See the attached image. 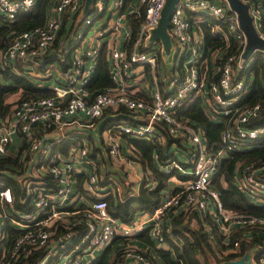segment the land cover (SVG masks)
<instances>
[{
    "label": "built area",
    "instance_id": "2783aa9c",
    "mask_svg": "<svg viewBox=\"0 0 264 264\" xmlns=\"http://www.w3.org/2000/svg\"><path fill=\"white\" fill-rule=\"evenodd\" d=\"M243 1L248 3L253 22L264 37L261 0ZM36 2L0 0V12L7 21H13L21 12L31 11ZM165 2L94 0L84 14L85 0H51L45 24L19 32L0 53L3 65L22 62L40 79H55L51 87L53 95L17 99L9 113L0 115V155L9 151L16 154L21 165L18 176L24 177V188L32 197L31 209L15 208L11 187L0 177V260L6 259L4 264H15L22 253L41 247L49 249L37 264L48 261L50 264H87L98 250L112 241L120 237L133 238L145 231L157 247H164L168 236H173L166 219L177 214L192 217L196 212L204 213L220 226L227 243L234 229L264 225L263 217L225 207L212 179L226 149L210 151L202 126L178 113L184 102L201 93L210 112L229 117L221 133L229 148L264 136V125H250L261 106H234L246 88L244 76L235 73L243 67L242 53L246 45L238 14L228 0H178L168 27L172 44L167 55L160 40L151 41ZM201 12L227 26L240 44L238 51L227 53L224 50L220 56L214 52L216 48L208 47L193 32L196 20L192 21L190 16ZM96 17L101 19L100 28L89 42L83 43L86 29L95 23ZM67 47L76 51V57L63 70L54 65V60L56 57L64 60L63 49ZM101 47L108 53L113 85L90 91L87 84ZM208 55L216 57L213 76ZM260 55L264 57V52L255 50L248 59L254 60ZM160 62L163 67L174 66L176 72L174 77L165 80V93L159 82ZM39 66L45 69L37 71ZM145 80L151 83V88ZM110 107L131 112L130 117L103 131L111 168L121 172L119 179L113 176L115 189L103 183L106 176L103 163L92 155L93 134L98 132L100 121ZM162 127L180 142L170 147L175 156L161 161L155 153V159L162 164L164 172L175 174L173 171L177 170L187 178L177 191L166 192L152 212L141 211L124 221L112 214L108 198L116 194L121 196L120 200L139 196L144 173L138 152L125 151L119 135L151 138L162 144L166 138ZM176 150L183 153L184 161ZM185 163L191 166L186 167ZM262 170L264 164L250 165L249 170L235 173L232 180L250 196L264 200L259 197L260 192H264V182L256 177V172ZM121 187L127 191L126 196ZM206 222L209 228L210 223ZM80 225L84 227L81 234ZM12 229L18 234L9 244ZM253 231H243L226 252H239L241 239L251 238ZM254 233L261 234V231ZM134 249V252L128 250L117 264H125L129 258L140 264H154L145 254L147 250ZM255 250H250V259L255 264H264V254L259 262L254 260Z\"/></svg>",
    "mask_w": 264,
    "mask_h": 264
},
{
    "label": "trees",
    "instance_id": "16d2710c",
    "mask_svg": "<svg viewBox=\"0 0 264 264\" xmlns=\"http://www.w3.org/2000/svg\"><path fill=\"white\" fill-rule=\"evenodd\" d=\"M50 2L51 0H37L31 11L21 12L13 21H7L5 19V21L0 23V53L9 46L19 32L45 24L48 18ZM261 2L264 7V0H261ZM0 16L3 18L1 13ZM190 17L192 19L193 15ZM202 25L204 26L202 27L208 47L217 48L225 44V40H220L224 35L222 36L219 31L213 30L216 23L213 21H204ZM222 26L224 32H226L227 26L225 24H222ZM262 32H264V25ZM228 37L229 44L226 47V52L238 51V48H240L238 40L230 34ZM95 69L93 75L95 87L100 88L112 83L107 73L105 59H102L101 63ZM31 71L22 62L17 65H3L0 61L1 78L2 80H8L6 83L0 80V115H5L11 111V107L15 102L13 103L7 100L12 94L19 93V99L51 96L54 94L53 88L40 84L37 73ZM248 71L253 72V80L250 82L247 91L236 101L234 106L245 107L260 105L261 111L257 117L251 118L250 125H264V57L260 55L254 59ZM94 86L92 85V89H95ZM187 102L189 103L183 107L180 106L181 114L191 117L193 121L204 128L208 149L210 151H216L221 148L226 149V153L220 161L219 169L212 179V183L219 191L221 201L226 208L232 209L233 211L253 214L264 218V200H258L255 196H250L243 191L236 181L232 180V176L235 173L249 170L250 165L257 167L264 164V136H260L255 141L248 142L247 144H241L240 142L238 143L241 144L240 147L229 148L230 146L222 140L221 136L229 117L223 118L221 115L213 114L205 109L201 105L200 97H195L193 100L189 98ZM178 113L181 115L180 112ZM163 129L166 137L165 145L156 144L151 138L140 137L133 138L132 140V143L136 146H134V149L141 157L139 161L142 164L144 173V183L141 192L139 196H130L124 201L116 200L115 197L108 198L112 214L121 216L123 220L128 221L137 209L152 211L159 204L160 188L166 185L170 175L157 169L156 160L154 158V162L153 156L157 153L161 161L166 160L168 157H173L174 154L169 149V146L175 141L180 142L178 138H174L169 134L165 128ZM185 166L189 167L186 164ZM20 167L18 158L12 151H9L3 156L0 155V177H3L8 186L11 187L14 196L13 206L18 209L29 210L32 207V197L26 193L23 185L24 177L18 176L21 174L19 171ZM4 169L10 170L12 173L4 171ZM256 177L264 182V170L256 172ZM153 179H156L155 186L151 185ZM50 181L53 183V178H50ZM0 187H2L1 184ZM259 197L264 198V192L261 191ZM194 217L196 220L191 225ZM206 220L210 223L209 228L206 227ZM166 222L171 225V234L173 235L168 236V244L164 247H155L157 248L155 249L156 258L153 256L152 251L147 250L145 252L154 264H161L158 259H161L163 264H223L226 260L237 259L238 256H243L246 252L253 251L254 249H256L254 252V260L258 261L264 254V225L234 229L230 241L227 243L226 234L221 230L220 226L204 213L196 212L192 217L177 214L172 218L168 217ZM79 229V233L81 234L84 229L83 225H80ZM248 230L254 231L251 232V238L243 237L241 239L240 251L226 252L227 247L233 243V240L241 237L242 232ZM256 230H260L261 234L254 233ZM60 231L61 229L59 227L57 232L60 234ZM11 232L12 236L10 237L9 244L18 234V231L15 229H12ZM136 236L150 241L149 243L152 242L147 231L139 233L133 238ZM133 238L120 237L118 241L115 240L112 243H114L116 248L121 250L129 248L128 246L133 243L131 242ZM119 241H123L124 244H118ZM48 249L49 247H41L39 249L31 248L22 253L24 255L15 264H37ZM109 250L110 246H107L100 255L94 256L87 264H116L118 260L116 258L113 259L114 256L112 258ZM5 261L6 259L0 260V264H4ZM46 264H50V262L48 261Z\"/></svg>",
    "mask_w": 264,
    "mask_h": 264
},
{
    "label": "crops",
    "instance_id": "0c3cea01",
    "mask_svg": "<svg viewBox=\"0 0 264 264\" xmlns=\"http://www.w3.org/2000/svg\"><path fill=\"white\" fill-rule=\"evenodd\" d=\"M49 11H50V9H49ZM193 19L196 20L195 21V27H194V31L193 32L195 34H197L204 41H205V34H204V31H203V27L204 26L202 25V23L204 21H206V22L213 21L214 23H216V25L214 26L213 30L214 31H219L222 34V36L224 35L223 37H221L220 40H225L226 42H225L224 45L219 46V47H217L216 49H213V50H214V52H218V54L220 56L223 55V51L226 50V47H228V44H229V42H228L229 41L228 40L229 39L228 35L229 34L232 35L231 32H229V30L227 28H226V32H224V28H223L221 22L219 20H217L216 18L207 15L204 12L198 13V15H193L192 21H193ZM3 21H5V17L3 16V18H2V16H0V23H2ZM70 45H73V44H70ZM213 48H215V47H213ZM75 52L76 51L73 50L72 47H67L66 49H63V55L65 57L64 60H61L58 57H56V60H54V62H56V65L60 66V68H62L63 70H65L66 68H68L72 64V61L75 59V57H76ZM166 54L169 55L170 53H167L166 52ZM211 55H213V54H211ZM208 57H209V63H210L209 64V71H210V74L213 76V73H215L216 57H215V55L212 56V57H210V55H208ZM102 59H105V61H106V64H107V73L109 75L108 53H107V51H106V49L104 47H101V50H100L99 54L97 55V63L95 65V68H97V66L101 63ZM252 61L253 60H250L249 61L248 58L244 59V63L246 62L247 64L242 63L243 64V67L242 68H238L235 71V73L237 72V75L238 76H244V78H245V84H246L245 92L247 91L248 86H249L250 82L253 80V76H254L252 71H248V68L250 67ZM95 68H94V71H93L92 76L90 78V81L87 84V88L90 91H94V90L96 91V90H98V89H100L102 87H105V86H102L100 88H97V87L94 86L93 75H94L95 70H96ZM44 69H45V67H41V66H39V67L36 68L37 71H43ZM158 72L160 73V75H159V82L161 83L162 90L165 93L166 92V81L165 80L168 79V78H172V77L175 76V73H176L175 72V68H174V66L163 67L162 63L160 62L159 63V66H158ZM241 73H242V75H241ZM163 76H165L166 78L163 79ZM37 77L40 80L39 81L40 84H47V86L49 88H51L53 86V84H55V81L50 82V83H47V82L44 81V79H40L39 76H37ZM109 77H110V75H109ZM0 80H2L1 75H0ZM45 80H47V79H45ZM163 80H164V82H163ZM145 82L147 83V86L149 88H151V83L148 80H145ZM90 83H91V85H90ZM89 85H90V87H89ZM92 85L94 86L95 89H92L93 88ZM112 85H113V80H112V83L110 85H106V86H112ZM149 93H151V89H150ZM149 93H148V95H149ZM195 97H200L201 102H202L201 105L205 109L208 110V107L206 106V103L204 101V95L202 96L201 93H197L194 96H192L190 99L193 100ZM187 101L184 102V105H186L187 103H189ZM184 105H182L181 107H183ZM179 112L181 114V108H180V111ZM130 116H131V112L129 110L125 109V108H113V107H110L107 110V112L105 113V115L103 116V118L101 119V121H100V128L98 129V132H96V134H93L95 136V138L93 140L94 147H93V150H92L93 151L92 152V155H93V157H95V158L99 159L100 161H102L103 166H104V169H105V175H106L105 177H103V183L106 184V185H109V186H112L113 183H114L113 181L115 179L113 178V176L116 179H119V177L121 175V172H119L117 170H112V168H111V162H110V160H109V158L107 156L106 146H105V143H104L105 141L103 140V137L105 135V132L103 133V131H105V129L107 127L113 126L116 123H121L125 118H128ZM181 116L182 117H188V116H184L182 114H181ZM188 118L191 119V117H188ZM203 130H204V128H203ZM119 137H120V141H121L122 147H123V149L125 151H129V149H134V146L135 145L132 143L133 142L132 140L134 138L133 136H129L127 134L122 133V134L119 135ZM156 144H158V143L156 142ZM165 144H166V138H165V143H162L160 145H165ZM175 144L178 145V142L175 141ZM171 145H172V143L170 144L169 147H171ZM173 151H174V149H172V153L174 154ZM176 154L178 155L179 158H183L184 157L183 153H181L180 150H176ZM174 156H175V154H174ZM154 158H155V155L153 156V160H154ZM155 160H154V162H155ZM139 163H140V166L142 167V164H141L140 161H139ZM155 163L157 164L156 165L157 169L160 170V171H162V172H164L163 169H162L163 168L162 167V164H159L157 160H156ZM186 165L187 166H191L190 164H186ZM113 168H115V167H113ZM173 172H175V174H168V173L164 172L165 174L170 175V176L168 177V180H167L166 185L164 187H161L160 188V191H159L160 192V201H159V204L161 203V201H162L163 197L165 196L166 192H174V191H177L180 187H182V185L184 183V180H186V178H187V175L183 174L182 172L180 173L177 170H174ZM103 175H104V173H103ZM148 185H149V183H148ZM151 185L152 186H155L156 185V179H153V182L151 183ZM112 189H115L114 185L112 186ZM121 189H122V187H121ZM132 190L134 191L135 190V187H133ZM122 194L124 196H126L128 193H127V191L125 189H122ZM134 196H136V195H134ZM134 196H131V197H134ZM120 197L121 196L119 194H116L115 195L116 200L124 201V200H120L119 199ZM141 211L152 212L153 210L150 211V210H140V209H137V210H135L133 212L132 217L130 219H132L133 217H135ZM119 217H121V216H119ZM195 220H196V218L194 217L193 220L191 221V225L194 224ZM124 221H126V220H124ZM150 239H151V237H150ZM118 240L119 239H117V241ZM151 241H152V239H151ZM131 242H133L132 244H135V246H137L136 248H141L143 250L152 251L153 256L155 258L157 257L156 252H155V249H157L155 247H157V246L154 244L153 241L151 243H149L150 241H146V240L141 239V238H139V237L136 236L135 238H133V240H131ZM118 244H124V242L123 241H119ZM102 249L98 250L96 252L95 256L99 255L98 253L100 251H102ZM92 258H90L88 260V263L91 261ZM158 260H159V262L161 264H163L161 259H158ZM125 264H140V262H138L136 259L129 258V259H126Z\"/></svg>",
    "mask_w": 264,
    "mask_h": 264
},
{
    "label": "water",
    "instance_id": "95a60500",
    "mask_svg": "<svg viewBox=\"0 0 264 264\" xmlns=\"http://www.w3.org/2000/svg\"><path fill=\"white\" fill-rule=\"evenodd\" d=\"M94 0H85L83 13H87L90 5ZM178 0H166L164 7L161 12L159 24L155 27L151 34V41L160 40L167 53L170 52L171 38L168 32V27L170 25L171 15L175 8ZM232 10L236 11L239 18L240 28L244 31L246 35V45L242 53L243 60L249 58L251 54L257 50L264 52V37L260 36L252 16L249 13L248 3L243 0H228ZM251 251L246 252L242 257L226 260L223 264H255L250 259Z\"/></svg>",
    "mask_w": 264,
    "mask_h": 264
},
{
    "label": "rangeland",
    "instance_id": "374dc122",
    "mask_svg": "<svg viewBox=\"0 0 264 264\" xmlns=\"http://www.w3.org/2000/svg\"><path fill=\"white\" fill-rule=\"evenodd\" d=\"M101 19L100 18H98V17H96L95 18V23H92L91 25H89L88 27H87V29H86V35H85V37H84V39H83V43H87V42H89V40H90V37H92V36H94L95 34H96V32H97V30H99V28H100V25H101ZM54 65H56V62H54ZM45 72H47V71H45ZM8 80H2V82H4V83H6ZM40 81V80H39ZM44 81L45 82H47V83H50V82H53V81H55V79L54 78H50V79H47V80H45L44 79ZM49 81V82H48ZM19 97H20V94L19 93H15V94H12V95H10L9 97H8V101L10 102V101H12V102H14V101H16L17 99H19ZM182 161H184V157L183 158H180ZM36 213H38V211L36 212ZM115 241V240H114ZM113 242V241H112ZM108 246H110V250H109V252H110V254H111V256H112V258H113V256H114V258L113 259H115L116 258V260H118V261H121L122 259H124L125 258V254L127 253V251L128 252H134V248L136 247L134 244H132V245H130V246H128L129 248H125V249H118V248H116V246L114 245V243H110ZM106 249V246L102 249V251H100L98 254L100 255L104 250ZM118 250L120 251L119 253H118ZM118 253V254H117ZM117 254V255H116ZM116 255V256H115ZM70 259V258H69ZM68 259V260H69ZM117 264V263H116Z\"/></svg>",
    "mask_w": 264,
    "mask_h": 264
}]
</instances>
